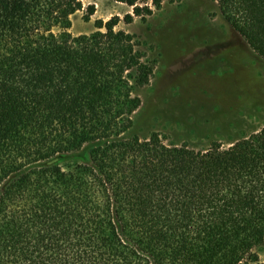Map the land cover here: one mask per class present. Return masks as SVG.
<instances>
[{
  "label": "trees",
  "instance_id": "16d2710c",
  "mask_svg": "<svg viewBox=\"0 0 264 264\" xmlns=\"http://www.w3.org/2000/svg\"><path fill=\"white\" fill-rule=\"evenodd\" d=\"M215 1L264 59V0ZM82 9L0 0V264H264V128L205 150L132 136L155 62L119 17L73 35Z\"/></svg>",
  "mask_w": 264,
  "mask_h": 264
},
{
  "label": "rangeland",
  "instance_id": "374dc122",
  "mask_svg": "<svg viewBox=\"0 0 264 264\" xmlns=\"http://www.w3.org/2000/svg\"><path fill=\"white\" fill-rule=\"evenodd\" d=\"M70 32L91 34L96 22L119 17L155 62L150 83L137 89L141 108L132 136L160 133L174 145L205 150L229 146L264 128V59L222 15L215 0H139L142 16L115 0H82ZM95 12L86 19L88 8ZM67 161V160H66ZM69 162H65L68 164ZM264 262V243L258 250Z\"/></svg>",
  "mask_w": 264,
  "mask_h": 264
}]
</instances>
